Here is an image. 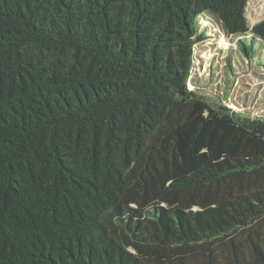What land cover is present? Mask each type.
<instances>
[{"label": "trees", "instance_id": "16d2710c", "mask_svg": "<svg viewBox=\"0 0 264 264\" xmlns=\"http://www.w3.org/2000/svg\"><path fill=\"white\" fill-rule=\"evenodd\" d=\"M249 2L0 0V264H264V115L193 85Z\"/></svg>", "mask_w": 264, "mask_h": 264}, {"label": "rangeland", "instance_id": "374dc122", "mask_svg": "<svg viewBox=\"0 0 264 264\" xmlns=\"http://www.w3.org/2000/svg\"><path fill=\"white\" fill-rule=\"evenodd\" d=\"M246 16L250 28L261 22L264 0H250ZM200 24L208 39L196 48L195 88L244 115H264V53L248 60L238 48L236 38L226 35L216 19L200 20Z\"/></svg>", "mask_w": 264, "mask_h": 264}]
</instances>
